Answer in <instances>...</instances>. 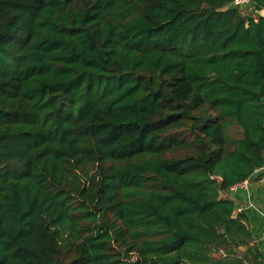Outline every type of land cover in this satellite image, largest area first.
Masks as SVG:
<instances>
[{
    "label": "trees",
    "instance_id": "16d2710c",
    "mask_svg": "<svg viewBox=\"0 0 264 264\" xmlns=\"http://www.w3.org/2000/svg\"><path fill=\"white\" fill-rule=\"evenodd\" d=\"M232 1L0 0V264H263L225 193L264 166V0Z\"/></svg>",
    "mask_w": 264,
    "mask_h": 264
},
{
    "label": "crops",
    "instance_id": "0c3cea01",
    "mask_svg": "<svg viewBox=\"0 0 264 264\" xmlns=\"http://www.w3.org/2000/svg\"><path fill=\"white\" fill-rule=\"evenodd\" d=\"M259 13L264 14V9ZM225 195L234 199L235 208H242L240 213L246 216L253 242L257 244L264 264V168L253 173L247 189L228 191ZM233 214L238 213L234 211Z\"/></svg>",
    "mask_w": 264,
    "mask_h": 264
},
{
    "label": "built area",
    "instance_id": "2783aa9c",
    "mask_svg": "<svg viewBox=\"0 0 264 264\" xmlns=\"http://www.w3.org/2000/svg\"><path fill=\"white\" fill-rule=\"evenodd\" d=\"M232 4H233V6L242 8V7L246 6V5H250V2H249V0H233ZM262 168H264V166L261 167V168L255 169L254 173L259 171ZM249 181H250V178L243 179L242 181H240L238 183H235L232 186H230L228 191H235L237 189H247V187L249 185ZM234 211L239 214L242 211V208L241 207H236L234 209ZM263 237H264V231H263Z\"/></svg>",
    "mask_w": 264,
    "mask_h": 264
},
{
    "label": "rangeland",
    "instance_id": "374dc122",
    "mask_svg": "<svg viewBox=\"0 0 264 264\" xmlns=\"http://www.w3.org/2000/svg\"><path fill=\"white\" fill-rule=\"evenodd\" d=\"M240 10H241L243 13H250V12H251V7H250V5H246V6L242 7V8H240ZM228 132H229L230 134H232V133H234V129H233V128H229V129H228ZM184 151H185V150H184ZM184 151L181 150V151L176 152L175 154H182ZM173 154H174V153H173ZM169 155H170V154H169Z\"/></svg>",
    "mask_w": 264,
    "mask_h": 264
}]
</instances>
